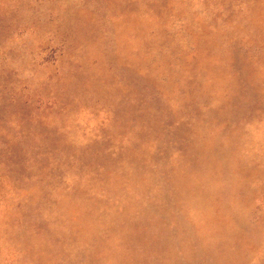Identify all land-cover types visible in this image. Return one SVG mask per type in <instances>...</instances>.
I'll return each mask as SVG.
<instances>
[{
  "label": "rangeland",
  "instance_id": "obj_1",
  "mask_svg": "<svg viewBox=\"0 0 264 264\" xmlns=\"http://www.w3.org/2000/svg\"><path fill=\"white\" fill-rule=\"evenodd\" d=\"M0 264H264V0H0Z\"/></svg>",
  "mask_w": 264,
  "mask_h": 264
}]
</instances>
